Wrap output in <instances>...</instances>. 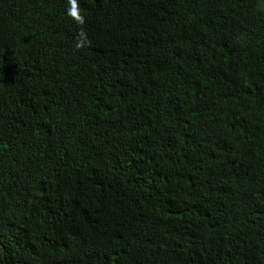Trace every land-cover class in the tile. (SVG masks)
<instances>
[{
    "label": "trees",
    "instance_id": "trees-1",
    "mask_svg": "<svg viewBox=\"0 0 264 264\" xmlns=\"http://www.w3.org/2000/svg\"><path fill=\"white\" fill-rule=\"evenodd\" d=\"M0 264H264L263 0H0Z\"/></svg>",
    "mask_w": 264,
    "mask_h": 264
},
{
    "label": "clouds",
    "instance_id": "clouds-1",
    "mask_svg": "<svg viewBox=\"0 0 264 264\" xmlns=\"http://www.w3.org/2000/svg\"><path fill=\"white\" fill-rule=\"evenodd\" d=\"M263 2H264V0H263ZM78 22L80 24H83L85 22V17L83 15H81ZM85 36H86V34H83L81 39L78 41V43L76 45L78 48L84 46Z\"/></svg>",
    "mask_w": 264,
    "mask_h": 264
}]
</instances>
